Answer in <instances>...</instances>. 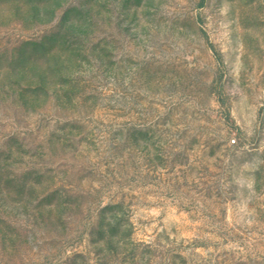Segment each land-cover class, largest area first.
Listing matches in <instances>:
<instances>
[{"label": "rangeland", "instance_id": "1", "mask_svg": "<svg viewBox=\"0 0 264 264\" xmlns=\"http://www.w3.org/2000/svg\"><path fill=\"white\" fill-rule=\"evenodd\" d=\"M0 264H264V0H0Z\"/></svg>", "mask_w": 264, "mask_h": 264}]
</instances>
